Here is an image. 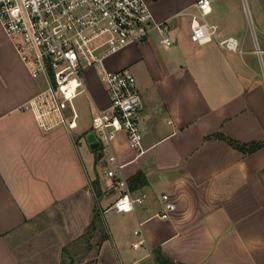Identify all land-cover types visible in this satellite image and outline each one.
Instances as JSON below:
<instances>
[{
  "label": "crops",
  "instance_id": "0c3cea01",
  "mask_svg": "<svg viewBox=\"0 0 264 264\" xmlns=\"http://www.w3.org/2000/svg\"><path fill=\"white\" fill-rule=\"evenodd\" d=\"M145 1L174 43L103 60L129 68L142 96L144 152L124 132L107 146L143 197L129 212L101 214L122 189L105 175L108 156L98 169L88 152L78 114L70 130L39 126L29 101L43 87L0 28V264H74L78 250L77 264H264V0H210L202 19L217 37L203 44L190 40L197 0ZM89 96L94 111L108 106L103 86ZM163 193L175 204L167 218Z\"/></svg>",
  "mask_w": 264,
  "mask_h": 264
},
{
  "label": "built area",
  "instance_id": "2783aa9c",
  "mask_svg": "<svg viewBox=\"0 0 264 264\" xmlns=\"http://www.w3.org/2000/svg\"><path fill=\"white\" fill-rule=\"evenodd\" d=\"M196 7L199 15L192 17L190 40L203 44L217 37L215 28L202 19L210 13L211 2L197 0ZM0 28L30 75L45 81V87L29 101L40 127H76L78 116L72 100L86 91L85 70L94 67L104 83L108 106L95 109L88 133L99 142L100 152L118 132L125 133L135 157L144 152L139 127L142 96L136 78L127 67L115 71L104 68L103 60L125 46L151 39L165 46L174 43L169 23L155 19L145 0H0ZM219 43L229 50L238 48L233 37ZM107 162L111 166L105 175L122 191L101 214L132 211L143 197L131 196L122 173L124 163L114 154ZM161 199L159 216L167 218L175 204L166 193ZM134 234L139 236L140 229ZM143 243L140 238L132 247Z\"/></svg>",
  "mask_w": 264,
  "mask_h": 264
},
{
  "label": "rangeland",
  "instance_id": "374dc122",
  "mask_svg": "<svg viewBox=\"0 0 264 264\" xmlns=\"http://www.w3.org/2000/svg\"><path fill=\"white\" fill-rule=\"evenodd\" d=\"M249 26L250 28H252L251 23L249 22ZM4 33L2 31H0V39H2L3 37H5L3 35ZM86 77H84L85 80V87L88 90L89 95L93 94L95 92H99L101 91V86L104 87V83L98 79V77L96 76L95 72L93 71V69H87L85 70V74ZM40 84L42 87H45V81L44 79L40 78L39 79ZM86 92H82L79 95H77L73 100H72V104L73 107L75 109V111L77 112V114L79 115L82 123L84 125H86V127L88 128V130H90V126H91V115L94 112V107L93 104L90 100V96H89ZM66 113L69 114L70 113V109L67 107L66 108ZM85 140V139H84ZM84 142V141H83ZM86 142V143H85ZM85 144H88L87 141L85 140ZM83 143V144H84ZM89 145V144H88ZM85 147H80V150L83 151ZM88 152L90 154H92L91 156L94 158V160L97 162V164H99L97 167L98 169L104 164V161L106 159V157L108 156V148L106 146V148L102 151V159L100 162H98L97 159V154L98 151L101 150H92L90 149V147L87 149ZM105 195H108V192H106ZM81 252L80 250H78L76 253H73V257L72 260L74 262V264L79 263L80 262V258H81Z\"/></svg>",
  "mask_w": 264,
  "mask_h": 264
},
{
  "label": "water",
  "instance_id": "95a60500",
  "mask_svg": "<svg viewBox=\"0 0 264 264\" xmlns=\"http://www.w3.org/2000/svg\"><path fill=\"white\" fill-rule=\"evenodd\" d=\"M85 138H86V141L89 144L90 149H92V150H97L98 149L99 142L94 139V135L92 133H87ZM98 156L99 157L101 156V152L100 151H98Z\"/></svg>",
  "mask_w": 264,
  "mask_h": 264
},
{
  "label": "trees",
  "instance_id": "16d2710c",
  "mask_svg": "<svg viewBox=\"0 0 264 264\" xmlns=\"http://www.w3.org/2000/svg\"><path fill=\"white\" fill-rule=\"evenodd\" d=\"M256 146H251V147H249L247 150H252V149H254ZM139 177H136L135 179L137 180Z\"/></svg>",
  "mask_w": 264,
  "mask_h": 264
}]
</instances>
